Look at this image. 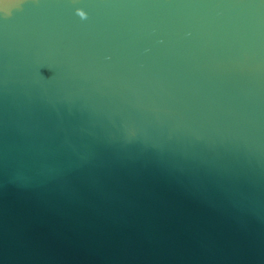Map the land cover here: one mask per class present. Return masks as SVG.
I'll use <instances>...</instances> for the list:
<instances>
[{
	"label": "water",
	"instance_id": "obj_1",
	"mask_svg": "<svg viewBox=\"0 0 264 264\" xmlns=\"http://www.w3.org/2000/svg\"><path fill=\"white\" fill-rule=\"evenodd\" d=\"M0 264H264V0H0Z\"/></svg>",
	"mask_w": 264,
	"mask_h": 264
},
{
	"label": "clouds",
	"instance_id": "obj_2",
	"mask_svg": "<svg viewBox=\"0 0 264 264\" xmlns=\"http://www.w3.org/2000/svg\"><path fill=\"white\" fill-rule=\"evenodd\" d=\"M15 6H18V5H15ZM9 7H10V5L7 4V3L4 5V10H5V13H6V14L8 13ZM76 13H77L82 19H83V18H86V13H85L82 9L77 8V9H76Z\"/></svg>",
	"mask_w": 264,
	"mask_h": 264
}]
</instances>
